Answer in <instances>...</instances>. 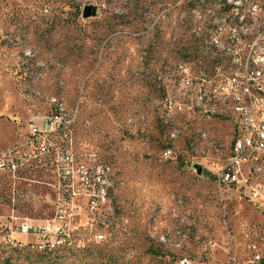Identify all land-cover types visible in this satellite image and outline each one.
I'll return each mask as SVG.
<instances>
[{"label": "rangeland", "instance_id": "obj_1", "mask_svg": "<svg viewBox=\"0 0 264 264\" xmlns=\"http://www.w3.org/2000/svg\"><path fill=\"white\" fill-rule=\"evenodd\" d=\"M192 1L0 0V150L47 129L57 99L76 115L78 152H97L113 175L99 216L49 165L0 173V264H264V198L219 183L231 124L166 110L178 65L209 63L201 43L186 59L224 8ZM25 220L53 238L64 225L65 246L45 251L60 254L37 257Z\"/></svg>", "mask_w": 264, "mask_h": 264}, {"label": "built area", "instance_id": "obj_2", "mask_svg": "<svg viewBox=\"0 0 264 264\" xmlns=\"http://www.w3.org/2000/svg\"><path fill=\"white\" fill-rule=\"evenodd\" d=\"M219 1H224V8L217 9L215 24L209 25L206 37L194 40L197 46H191L192 55L186 59L198 56L201 43L210 56L209 63L197 73L187 61L179 65L176 79L167 90L166 110L184 108L191 114L229 122L232 143L219 183L238 186L247 197L264 198V30L249 38H236L240 24L254 17V10H264V5L251 6V0ZM227 99H236L234 111L223 110ZM51 103L54 111L47 114V129L32 125L24 140L0 150V173L16 174L34 162L43 169L49 165L56 172L60 189L73 199L87 198L99 216L108 214L113 183L107 181V161L97 152H78L72 135L76 115H68L60 100L52 99ZM63 204L69 206L70 202ZM60 214L63 216L64 211ZM18 230L37 235L39 247L50 250L66 244L69 238L64 225L52 231L55 238L45 227H36L28 220L21 222Z\"/></svg>", "mask_w": 264, "mask_h": 264}, {"label": "bare ground", "instance_id": "obj_3", "mask_svg": "<svg viewBox=\"0 0 264 264\" xmlns=\"http://www.w3.org/2000/svg\"><path fill=\"white\" fill-rule=\"evenodd\" d=\"M264 5V0H251V6H261ZM222 6H224V1H222ZM264 30V10H254V17H249L246 22L240 24L238 30L236 31V38H249L252 34H258V32ZM179 67V65H178ZM177 67V69H178ZM236 107V99H227L225 103H223V110L234 111ZM111 168L107 163L106 167V175L107 181L109 183H113L111 176ZM65 246L64 244L59 245L60 248ZM40 248V247H39ZM38 249V248H37ZM52 251L50 249L40 248L39 251Z\"/></svg>", "mask_w": 264, "mask_h": 264}, {"label": "water", "instance_id": "obj_4", "mask_svg": "<svg viewBox=\"0 0 264 264\" xmlns=\"http://www.w3.org/2000/svg\"><path fill=\"white\" fill-rule=\"evenodd\" d=\"M96 7L94 6H86L83 11V17L88 18V17H93L96 16ZM198 174H202V167L198 166L197 167Z\"/></svg>", "mask_w": 264, "mask_h": 264}, {"label": "trees", "instance_id": "obj_5", "mask_svg": "<svg viewBox=\"0 0 264 264\" xmlns=\"http://www.w3.org/2000/svg\"><path fill=\"white\" fill-rule=\"evenodd\" d=\"M52 110H53V108H52ZM58 252L59 251H55V252L37 251L36 253H37V257H39V258H48V257H50L51 255H54V254H58L59 255L60 253H58Z\"/></svg>", "mask_w": 264, "mask_h": 264}]
</instances>
